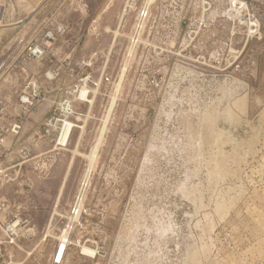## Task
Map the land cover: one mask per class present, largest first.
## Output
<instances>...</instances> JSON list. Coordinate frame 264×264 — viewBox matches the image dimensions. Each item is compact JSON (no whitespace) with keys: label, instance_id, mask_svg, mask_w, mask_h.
I'll list each match as a JSON object with an SVG mask.
<instances>
[{"label":"rangeland","instance_id":"obj_1","mask_svg":"<svg viewBox=\"0 0 264 264\" xmlns=\"http://www.w3.org/2000/svg\"><path fill=\"white\" fill-rule=\"evenodd\" d=\"M144 1L0 0L9 118L27 72L41 84L60 70L47 112L33 110L41 119L0 149V228L18 214L34 230L2 245L0 264L9 254L52 264L81 185L84 213L61 264H264V0H154L139 26ZM58 26L44 60L23 62L29 42ZM75 86L92 101H74L81 129L57 147L44 124Z\"/></svg>","mask_w":264,"mask_h":264},{"label":"built area","instance_id":"obj_2","mask_svg":"<svg viewBox=\"0 0 264 264\" xmlns=\"http://www.w3.org/2000/svg\"><path fill=\"white\" fill-rule=\"evenodd\" d=\"M154 3V0H145L141 7V10L138 14L139 26L145 21L149 16L151 7ZM132 39L137 40V31H134ZM137 32V33H136ZM64 33V28L58 26L53 31H44L42 34L33 41L29 42L28 48H26L23 54V62H41L46 57L47 49L51 46L57 36H60ZM19 57V56H18ZM6 61L0 59V80L3 74L9 71V68H5ZM88 63L86 67H89ZM8 67V66H7ZM59 68H49L43 72V82L38 84L35 80V74L27 72L26 78L24 79V85L20 94L18 95V104L20 107V114L17 118H9L8 111L4 105L3 100L0 98V149L5 153H8V139H12L14 142L18 141L25 134V124L31 121L33 110H41L43 114L47 112L44 104L50 103L52 97L48 92V87L50 91V85L52 86L56 79L59 77ZM85 80H80V83L84 86ZM50 84V85H49ZM82 89V88H81ZM55 91V90H54ZM81 90L77 86L68 93V96L60 99L54 105L56 106L54 112L46 119L44 124V132L47 136H51L54 145L57 147H64L66 140L69 135V131L74 126L72 120H76V113L73 108L74 101H79L82 103H88L86 100L89 92L85 93L84 98L80 96ZM75 98H73V96ZM53 105V104H52ZM53 107V106H51ZM9 120L7 124L6 121ZM8 125V126H7ZM5 131V128H7ZM8 133V134H7ZM66 135V137H65ZM9 137V138H8ZM64 139V141H63ZM10 145V144H9ZM20 157L26 159L28 156L27 149L25 147H20L18 150ZM86 186V185H85ZM81 185V188L77 194L76 202L69 213V219L67 224L63 228L59 239L58 244L64 245V250L66 252L67 248L71 246L70 234L75 228V225L78 223L79 218L83 209V192L84 188ZM1 236H0V258H1V246L6 245L9 247L16 246V242L19 238H29L33 236L34 230L31 227L29 221L26 218L19 216L18 214H13L11 218L1 225ZM59 251V250H58ZM63 253V252H62ZM65 254V253H64ZM8 263L11 264V255H8ZM63 258H58L57 254L52 255L51 263L52 264H61Z\"/></svg>","mask_w":264,"mask_h":264},{"label":"bare ground","instance_id":"obj_3","mask_svg":"<svg viewBox=\"0 0 264 264\" xmlns=\"http://www.w3.org/2000/svg\"><path fill=\"white\" fill-rule=\"evenodd\" d=\"M127 5V4H126ZM205 5V4H204ZM128 8V7H127ZM122 13H123V11H122ZM120 20V19H119ZM121 22V21H120ZM119 26V25H118ZM117 26V27H118ZM119 34V30L118 29H116L114 32H113V35H114V37H116L117 35ZM114 39V38H113ZM130 52H131V50H130ZM129 52V53H130ZM128 53V54H129ZM127 57H128V55H127ZM128 60V59H127ZM125 62V61H124ZM126 64H128V63H126ZM122 68H123V66H122ZM124 71H125V68H123L122 69V73L121 74H123L124 75ZM120 75V74H119ZM121 77H122V75H120ZM125 76V75H124ZM123 76V77H124ZM117 85H118V81H117ZM118 87V86H117ZM118 91V90H117ZM85 93H86V90H85V88H82L81 89V92H80V96H81V98L83 99L84 98V96H85ZM118 93V92H117ZM118 95V94H117ZM96 97V96H95ZM94 97V98H95ZM118 97V96H117ZM116 99V96H115V93L113 94V96L111 95V101H110V104H108L109 106H107L108 107V111H106L107 112V114L105 115V119H104V122L102 123L103 124V127H102V129H101V132H100V134H99V136L97 137V140H96V143L94 144V146L92 147V150L90 151L91 152V154H90V156L88 157V160H89V168H87L86 169V173H85V176H84V185H85V183L87 182V180H88V177H89V174H90V172H93V171H91L92 169V167H94V163H95V158H96V155H97V151H98V148H99V146H100V143H101V140H102V135H103V132H105L104 131V129H105V127H107L106 126V122H107V120H108V117H109V114L111 113V111L113 110V107H114V103H115V100ZM92 101V100H91ZM91 101H89L88 100V103H91ZM87 116V115H86ZM79 120V119H78ZM85 120V119H84ZM72 128L70 129V131H69V135H68V138H67V140H66V143H65V145L64 146H66L67 145V143H68V141H69V138H70V135H71V133H72V131H73V128H80V127H78V126H76V125H74V126H71ZM83 128V127H82ZM81 129V128H80ZM80 135V134H79ZM65 137H66V135H65ZM63 141H64V139H63ZM74 152H76V151H74ZM73 153V152H72ZM72 157V156H71ZM71 166V165H70ZM88 167V166H87ZM71 168V167H70ZM68 169V168H67ZM67 171V170H66ZM69 173V172H68ZM66 175H67V172H66V174H65V176H64V180H65V178H66ZM64 185H65V183H64ZM63 182H62V184H61V186H60V188H59V191H58V195H57V198H56V203H58V200H59V197H60V194H61V192H62V188H63ZM55 206V205H54ZM54 213V212H53ZM53 215H55V214H53ZM52 217V216H51ZM48 223H49V221H48ZM46 229H47V227H46ZM47 232V231H46ZM47 235H48V232L47 233H44V236H45V238L47 237ZM50 235V234H49ZM43 239V238H42ZM57 240V239H56ZM42 243V242H41ZM64 248H66V247H64V245L63 244H61L60 245V243L59 244H57V246H56V248H55V251H54V255H56L57 254V257L58 258H63V255H64V252L65 251H63L64 250ZM59 250V251H58ZM63 252V253H62ZM81 254L82 255H84V256H89V257H91V258H93V257H95V251L93 250V249H90V248H87V247H82L81 248Z\"/></svg>","mask_w":264,"mask_h":264},{"label":"crops","instance_id":"obj_4","mask_svg":"<svg viewBox=\"0 0 264 264\" xmlns=\"http://www.w3.org/2000/svg\"><path fill=\"white\" fill-rule=\"evenodd\" d=\"M1 47H2V45H1V42H0V55L2 54V49H1ZM52 88V90H53V87H56V83L55 84H53L52 86H51ZM56 91V90H55ZM0 98L3 100V102H4V105L6 106V108H7V111H8V109H9V107L6 105V101H7V99L6 98H4L3 97V95L1 94V92H0ZM9 112V111H8ZM19 116V115H18ZM17 116V117H18ZM14 119V118H13ZM33 119V120H32ZM39 119H41V114L40 113H38V114H35V115H32V117H31V121H34V122H36V121H38ZM31 121H30V123H31Z\"/></svg>","mask_w":264,"mask_h":264}]
</instances>
